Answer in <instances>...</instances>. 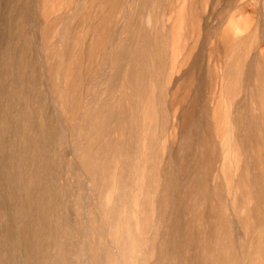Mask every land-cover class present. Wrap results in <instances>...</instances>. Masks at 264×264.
<instances>
[{
	"label": "rangeland",
	"instance_id": "rangeland-1",
	"mask_svg": "<svg viewBox=\"0 0 264 264\" xmlns=\"http://www.w3.org/2000/svg\"><path fill=\"white\" fill-rule=\"evenodd\" d=\"M0 253L264 264V0H0Z\"/></svg>",
	"mask_w": 264,
	"mask_h": 264
},
{
	"label": "bare ground",
	"instance_id": "bare-ground-1",
	"mask_svg": "<svg viewBox=\"0 0 264 264\" xmlns=\"http://www.w3.org/2000/svg\"><path fill=\"white\" fill-rule=\"evenodd\" d=\"M28 216L24 215V216H17V217H13V216H8L6 219L8 221H11L13 222L14 220H19V221H22L24 219H27ZM39 218V217H38ZM8 227L4 230L1 231V234H4V238L8 239L9 241H12V238L15 236V233H16V230L13 229L10 225H7ZM18 234H22V236H29L30 235V232H29V229H25V230H18L17 231ZM16 248H23L25 249L26 251H29V252H33L34 251V248H33V244L30 243V242H26V241H22V240H18L16 245H15ZM10 250H7L6 252H9ZM1 254V253H0ZM35 254L32 253V257L33 259H35ZM0 264H8L7 260L2 258L0 256Z\"/></svg>",
	"mask_w": 264,
	"mask_h": 264
}]
</instances>
